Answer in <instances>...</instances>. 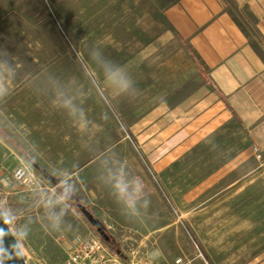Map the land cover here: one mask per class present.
Returning a JSON list of instances; mask_svg holds the SVG:
<instances>
[{
	"label": "rangeland",
	"instance_id": "rangeland-1",
	"mask_svg": "<svg viewBox=\"0 0 264 264\" xmlns=\"http://www.w3.org/2000/svg\"><path fill=\"white\" fill-rule=\"evenodd\" d=\"M173 1L0 0L1 127L20 137L6 129L14 123L12 107L24 105L55 68L83 67L102 76L133 66L131 73L137 67L152 79V68L177 63L187 48L165 17ZM14 67H26V76L4 73ZM229 126L192 148L169 181L158 179L144 191L133 217L112 213V227L100 219L125 258L139 264H264V120L251 125L260 147L240 123ZM0 139L8 144L0 140V161L27 164L39 181L32 187L14 182L15 189L1 193L27 264H63L67 240L99 235L77 206L86 203L99 218L94 199L70 200Z\"/></svg>",
	"mask_w": 264,
	"mask_h": 264
},
{
	"label": "crops",
	"instance_id": "crops-1",
	"mask_svg": "<svg viewBox=\"0 0 264 264\" xmlns=\"http://www.w3.org/2000/svg\"><path fill=\"white\" fill-rule=\"evenodd\" d=\"M164 13L187 48L177 63L152 68V79L137 67L131 73L133 66L102 76L58 67L10 112L14 123L6 129L80 197L94 199L107 227L112 213L133 217L137 198L141 203L158 179L169 181L196 145L235 123L250 134L264 120V0H174ZM17 167L0 161L5 213L1 193L16 188L5 178Z\"/></svg>",
	"mask_w": 264,
	"mask_h": 264
},
{
	"label": "built area",
	"instance_id": "built-area-1",
	"mask_svg": "<svg viewBox=\"0 0 264 264\" xmlns=\"http://www.w3.org/2000/svg\"><path fill=\"white\" fill-rule=\"evenodd\" d=\"M5 180L6 182L23 183L29 187L39 182L25 163H21L14 173ZM64 254L63 264H139L128 258H122L95 232H88L87 235L67 240ZM177 262L180 263L181 259Z\"/></svg>",
	"mask_w": 264,
	"mask_h": 264
},
{
	"label": "water",
	"instance_id": "water-1",
	"mask_svg": "<svg viewBox=\"0 0 264 264\" xmlns=\"http://www.w3.org/2000/svg\"><path fill=\"white\" fill-rule=\"evenodd\" d=\"M151 77H154L156 75V72L154 70H151V73H149ZM78 208L81 210V212L84 214V216L88 219V221L96 228L99 236L105 241L110 242L111 236L108 234V231L106 229V226L103 224V222L96 216V214L87 206L86 203L78 202L77 203ZM0 215H6L4 212V209L0 203ZM0 227H4L7 229L8 225H3V220L0 219ZM19 243L16 236L13 235H7L3 238V246L5 249L8 250V254L11 258H8L6 256L4 258V264H27L26 257L24 255V252L21 248V245L19 243V254L17 250H14L11 246L14 244ZM118 254L122 258H125V255L118 251Z\"/></svg>",
	"mask_w": 264,
	"mask_h": 264
},
{
	"label": "trees",
	"instance_id": "trees-1",
	"mask_svg": "<svg viewBox=\"0 0 264 264\" xmlns=\"http://www.w3.org/2000/svg\"><path fill=\"white\" fill-rule=\"evenodd\" d=\"M0 134L4 137V139L13 145L23 156L24 158L38 171L39 174L44 176L53 184H59V188L61 191L72 201L80 200V195L77 194L75 190L69 186L67 181H62L63 176L56 175L53 173L44 163L38 161L35 157L26 151L24 147L5 129H3L0 125ZM113 250L119 251V249H115V246L112 241L106 242Z\"/></svg>",
	"mask_w": 264,
	"mask_h": 264
},
{
	"label": "clouds",
	"instance_id": "clouds-1",
	"mask_svg": "<svg viewBox=\"0 0 264 264\" xmlns=\"http://www.w3.org/2000/svg\"><path fill=\"white\" fill-rule=\"evenodd\" d=\"M118 188L123 192L125 189L122 185L118 184ZM0 219L3 220V225H8L9 227L5 229L4 227H0V264H4V258L8 256V258H11L8 254V250L4 248L3 246V238L7 235H13V236H21V233L18 230H15L12 226L14 225V220L9 215H0ZM26 235V233L23 234V236ZM14 250H17L19 254V243L14 244L11 246Z\"/></svg>",
	"mask_w": 264,
	"mask_h": 264
},
{
	"label": "flooded vegetation",
	"instance_id": "flooded-vegetation-1",
	"mask_svg": "<svg viewBox=\"0 0 264 264\" xmlns=\"http://www.w3.org/2000/svg\"><path fill=\"white\" fill-rule=\"evenodd\" d=\"M111 240L113 241V238H111Z\"/></svg>",
	"mask_w": 264,
	"mask_h": 264
}]
</instances>
